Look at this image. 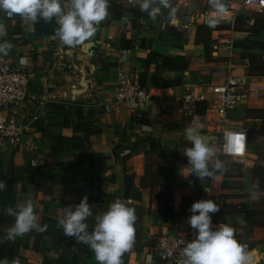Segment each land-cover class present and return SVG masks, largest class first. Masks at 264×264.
<instances>
[{
	"label": "crops",
	"instance_id": "crops-1",
	"mask_svg": "<svg viewBox=\"0 0 264 264\" xmlns=\"http://www.w3.org/2000/svg\"><path fill=\"white\" fill-rule=\"evenodd\" d=\"M208 2L213 7V0ZM61 3L67 9L70 0ZM189 3L180 0L182 6ZM127 7L125 0H109L108 16L94 36L73 47L59 41L57 24L52 34H36L34 24L0 12L6 29L0 43L10 45L1 54L29 71L35 105H40L39 119L29 124L21 147L0 145V180L6 183L0 191V237L14 222L4 209L26 201L33 203L38 224L47 225L43 232L33 229L0 242V258L9 264L14 259L20 264H98L90 248L66 237L58 224L64 207L84 196L93 213L87 220L90 229L96 216L117 199L134 208L135 241L122 264H156L146 258L155 235L174 229L194 201L205 199L210 177L185 176L190 166L183 153L192 146L185 132L189 127L216 150L215 135L208 131L207 104L198 102L187 118L176 109L161 110L156 103L147 110H133L113 101L112 88L120 76L137 78L152 94L180 97L186 85L202 89L215 82L216 70L228 64L233 72L248 75L260 92L230 111L229 123L247 133L245 164L258 162L251 135L264 125V72L259 70L264 66V13H249L264 10L243 9L230 50L221 41L227 36L210 27V40L196 41L188 16L172 23L161 8L155 19H135ZM28 144L36 147L31 153ZM32 157L37 159L35 167L29 165ZM209 168L215 177L206 199L220 208L225 181L221 170L210 164ZM244 197L249 203L245 212L215 217L212 226L228 224L236 233L259 229L258 240L254 234H236V239L251 253L249 264H264V217L259 228L247 224L248 215L263 211L264 205L254 206L247 190Z\"/></svg>",
	"mask_w": 264,
	"mask_h": 264
},
{
	"label": "clouds",
	"instance_id": "clouds-1",
	"mask_svg": "<svg viewBox=\"0 0 264 264\" xmlns=\"http://www.w3.org/2000/svg\"><path fill=\"white\" fill-rule=\"evenodd\" d=\"M139 7L152 19L161 13V8L170 9L169 0H158V4L157 0H139ZM108 8L109 0H70L67 9L62 6L61 0H0V12L9 17L18 15L32 24L54 19L57 24L55 35L63 45L69 47L90 40L97 26L108 16ZM213 8L218 14L227 11L223 0H213ZM168 16L172 23L176 22L175 9H170ZM216 22H210L209 26L214 27ZM5 35V26L0 23V37ZM9 48L10 45L0 43V53L6 54ZM185 132L192 145L183 153L190 166L185 176L191 174L199 180L211 177L214 172L210 170L209 163L215 155L212 147L192 127ZM236 139V151L239 152L245 136L241 134ZM222 168L223 162L216 159L213 169ZM5 187V181L0 180V191ZM252 199L256 197L252 196ZM219 211V205L211 199L196 200L190 205L187 224L194 238L183 248L180 264H249L251 253L236 239V230L228 224L213 228V214ZM4 212L14 217V222L6 229V236L0 237V242L4 238L11 241L33 229L39 232L47 229V225L38 224L31 201H26L22 206L6 207ZM92 215L91 205L84 196L74 206L64 207L58 224L66 237H73L77 243L87 245L98 264H122L123 254L135 241V209L117 199L106 211L96 216L95 225L90 229L87 220ZM0 264H9V261L0 258ZM11 264H20V261L14 259Z\"/></svg>",
	"mask_w": 264,
	"mask_h": 264
},
{
	"label": "built area",
	"instance_id": "built-area-1",
	"mask_svg": "<svg viewBox=\"0 0 264 264\" xmlns=\"http://www.w3.org/2000/svg\"><path fill=\"white\" fill-rule=\"evenodd\" d=\"M227 11L216 13L213 7L200 15V24L213 28L218 34L226 35L221 41L232 49L234 42L235 23L245 8L264 10V0H228ZM5 18H13L7 16ZM218 21L214 27L210 22ZM217 80L202 89L186 85L180 97H162L155 95L142 85L137 78L120 76L113 85L112 98L117 104H123L133 110H147L156 103L161 110L176 109L183 118L194 113L198 102L207 104L209 111L208 131L215 135V155L210 160L214 165L219 156L243 158L248 148L246 131L239 126H231L229 112L249 98L257 97L259 87L251 85L248 75L235 73L228 64L216 70ZM36 94L30 84L29 71L21 66H15L8 57L0 53V145L21 147V138L28 131L30 123L39 119L40 105H35ZM245 136L243 148L236 151V137ZM35 145L28 144L26 150L31 153ZM29 165H37L36 157L29 159ZM213 174L204 187L205 199L212 187ZM189 212L185 213L174 229L159 233L154 237L152 250L146 255L147 260L156 264H180L183 259V248L194 238L193 231L187 224Z\"/></svg>",
	"mask_w": 264,
	"mask_h": 264
},
{
	"label": "rangeland",
	"instance_id": "rangeland-1",
	"mask_svg": "<svg viewBox=\"0 0 264 264\" xmlns=\"http://www.w3.org/2000/svg\"><path fill=\"white\" fill-rule=\"evenodd\" d=\"M125 1L128 3L127 8H129L130 5V8L132 9L131 12L134 14L135 19L139 18V16L148 17L147 12H142L140 10L139 0ZM208 1L209 0H189V6H182L180 5V0H169L170 9H175V18L188 16L191 20V24L195 30L194 39L196 41L208 42V40H210V28L203 27L199 24L201 19L200 15L207 9L211 8L212 3ZM170 9L162 8V11L165 12L167 18H169L168 13ZM261 12L264 13V11L252 10L249 14L260 15ZM212 29L213 28H211V30ZM173 34H177V32L173 31ZM259 70L264 72V66H260ZM239 120L241 122L240 124H245L243 123L242 118ZM251 136V149L259 156L258 162H255L253 166L248 167L243 161L244 157H218V159L223 162L221 174L224 179L223 181H225L222 188H225V190L223 191V194H220L221 197L218 200L221 202L220 211L216 213V216L213 215V220L215 217L218 219L220 217L223 218L227 214L245 212L246 207L249 206V203L244 197L246 190L251 194V197H256V199H252L254 206L257 207L264 205V125L261 129L253 131ZM234 181L237 183L236 185L234 184ZM233 188H237L238 191H231ZM263 217L264 210H258V212L251 213L250 217L248 215L249 222H247V224L250 225V223H252L256 228H259V223L263 222ZM252 229V227L250 230H248V228H242V230L238 229L236 234L237 236L254 234L255 240H258L261 236L260 230L258 229L255 233H252Z\"/></svg>",
	"mask_w": 264,
	"mask_h": 264
},
{
	"label": "trees",
	"instance_id": "trees-1",
	"mask_svg": "<svg viewBox=\"0 0 264 264\" xmlns=\"http://www.w3.org/2000/svg\"><path fill=\"white\" fill-rule=\"evenodd\" d=\"M56 26L55 20L45 22L39 20L34 24V33L36 34H52L54 32V27Z\"/></svg>",
	"mask_w": 264,
	"mask_h": 264
}]
</instances>
